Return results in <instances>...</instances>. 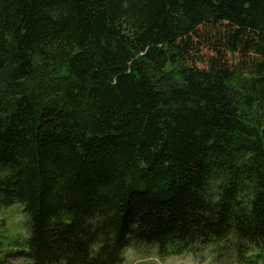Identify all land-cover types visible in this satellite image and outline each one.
I'll list each match as a JSON object with an SVG mask.
<instances>
[{
	"label": "trees",
	"instance_id": "trees-1",
	"mask_svg": "<svg viewBox=\"0 0 264 264\" xmlns=\"http://www.w3.org/2000/svg\"><path fill=\"white\" fill-rule=\"evenodd\" d=\"M14 204L27 250L0 264L213 244L216 263L257 264L264 0H0V208Z\"/></svg>",
	"mask_w": 264,
	"mask_h": 264
},
{
	"label": "rangeland",
	"instance_id": "rangeland-1",
	"mask_svg": "<svg viewBox=\"0 0 264 264\" xmlns=\"http://www.w3.org/2000/svg\"><path fill=\"white\" fill-rule=\"evenodd\" d=\"M29 237L27 218L19 204L7 208H0V262L5 260L8 253L27 250ZM217 245H208L198 251L195 249H183L177 253H171L162 258L156 247L143 249H127L124 260L120 264H235L233 256L223 255L216 263L218 256ZM257 251L254 250L253 254ZM257 264H264V252ZM20 264V263H15ZM246 264V261H245Z\"/></svg>",
	"mask_w": 264,
	"mask_h": 264
}]
</instances>
